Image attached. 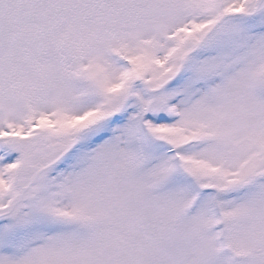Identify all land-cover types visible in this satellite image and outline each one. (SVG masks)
<instances>
[{
    "label": "snow or ice",
    "instance_id": "6c2138e0",
    "mask_svg": "<svg viewBox=\"0 0 264 264\" xmlns=\"http://www.w3.org/2000/svg\"><path fill=\"white\" fill-rule=\"evenodd\" d=\"M0 264H264V0H0Z\"/></svg>",
    "mask_w": 264,
    "mask_h": 264
}]
</instances>
